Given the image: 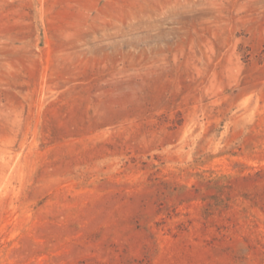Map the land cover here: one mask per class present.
I'll return each mask as SVG.
<instances>
[{"label": "rangeland", "instance_id": "374dc122", "mask_svg": "<svg viewBox=\"0 0 264 264\" xmlns=\"http://www.w3.org/2000/svg\"><path fill=\"white\" fill-rule=\"evenodd\" d=\"M0 264H264V0H0Z\"/></svg>", "mask_w": 264, "mask_h": 264}]
</instances>
